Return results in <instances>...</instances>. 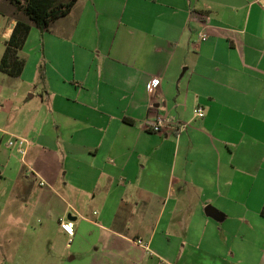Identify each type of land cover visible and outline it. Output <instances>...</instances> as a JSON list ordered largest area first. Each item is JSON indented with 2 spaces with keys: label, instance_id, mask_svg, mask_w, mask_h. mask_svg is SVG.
<instances>
[{
  "label": "crops",
  "instance_id": "obj_1",
  "mask_svg": "<svg viewBox=\"0 0 264 264\" xmlns=\"http://www.w3.org/2000/svg\"><path fill=\"white\" fill-rule=\"evenodd\" d=\"M17 12L0 0L6 42ZM39 31L15 77L43 61L41 103L11 135L26 157L0 136V179L21 177L13 225L40 223L13 264H67L71 240L84 264H264V0H78Z\"/></svg>",
  "mask_w": 264,
  "mask_h": 264
},
{
  "label": "rangeland",
  "instance_id": "obj_2",
  "mask_svg": "<svg viewBox=\"0 0 264 264\" xmlns=\"http://www.w3.org/2000/svg\"><path fill=\"white\" fill-rule=\"evenodd\" d=\"M17 13H19V16L21 17L19 19L26 18L22 11H18ZM32 25L33 34L31 36L30 43L24 51L20 50L21 56L31 57L34 53L35 47H37L41 40L39 29L34 24ZM5 48L6 40L2 36L1 29L0 63L2 59V52ZM43 85H46V74L42 60L35 61V63H33L32 60L29 71L23 78H15L0 71V129L2 131L0 136H2V146H5L6 142L8 143V141L12 138V134L26 136L20 131L21 126L19 122H22L24 116H26V113L30 108H36L41 103L40 96ZM32 95H34V100L31 99ZM21 174H24V172L22 171ZM20 178L21 177L19 176V178L14 180L5 178L0 179V258L6 259L5 264H13L11 260L12 256L16 257L17 254L26 256L28 250L31 249V253H33L39 248L37 246L31 247L33 244H30L32 243L31 241L33 240V235L36 234L34 227H40V223L37 221L38 218L31 221V226L27 229L22 228L18 230L15 225H13V223L19 221L21 216L15 215L12 208L23 205V202L18 201L16 198V193L18 192L17 182ZM3 196H9V198L5 197V199H3ZM5 203H8L6 206L8 210L5 211L4 214H1V209L5 207ZM68 239L69 238L67 237L66 241ZM8 241L13 245L10 247L5 246V243ZM72 242L73 240L70 241V247L66 249V256L63 260H68L67 264H84L81 255H78L76 256L77 258L70 260V257L73 254L72 252L75 250V244L73 248H71ZM18 243H23L24 246L21 249H17L16 252V247H14V245ZM28 244L31 248L27 247ZM2 246L4 247L2 248Z\"/></svg>",
  "mask_w": 264,
  "mask_h": 264
},
{
  "label": "trees",
  "instance_id": "obj_3",
  "mask_svg": "<svg viewBox=\"0 0 264 264\" xmlns=\"http://www.w3.org/2000/svg\"><path fill=\"white\" fill-rule=\"evenodd\" d=\"M26 18L18 19L10 39L6 42L5 52L0 63V71L20 77L26 66V59L19 55L24 48L34 24L41 32L49 29L56 20L67 16L78 0H7ZM264 217V207L261 212Z\"/></svg>",
  "mask_w": 264,
  "mask_h": 264
},
{
  "label": "built area",
  "instance_id": "obj_4",
  "mask_svg": "<svg viewBox=\"0 0 264 264\" xmlns=\"http://www.w3.org/2000/svg\"><path fill=\"white\" fill-rule=\"evenodd\" d=\"M208 39V34L203 33L201 35V40L206 41ZM158 80L153 79L149 85V92L153 93L156 86L158 85ZM195 113L198 117L202 118L205 116V112L202 108L195 109ZM151 128L154 132H160L162 129V119L158 118L157 122L151 123ZM184 127L188 126V124L183 125ZM29 140L24 137L13 136L12 139L9 140L8 145L13 148L17 153H19L23 158L27 155V150L29 147ZM62 230L72 239L75 236V223L72 220L62 221L60 224ZM137 243L145 249H149L148 245L144 243L142 240H138Z\"/></svg>",
  "mask_w": 264,
  "mask_h": 264
},
{
  "label": "water",
  "instance_id": "obj_5",
  "mask_svg": "<svg viewBox=\"0 0 264 264\" xmlns=\"http://www.w3.org/2000/svg\"><path fill=\"white\" fill-rule=\"evenodd\" d=\"M69 218H72V216L70 215Z\"/></svg>",
  "mask_w": 264,
  "mask_h": 264
}]
</instances>
